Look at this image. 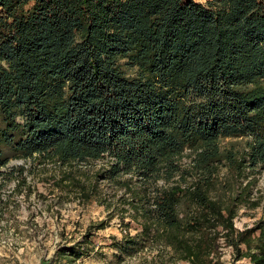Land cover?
I'll use <instances>...</instances> for the list:
<instances>
[{"label": "trees", "instance_id": "16d2710c", "mask_svg": "<svg viewBox=\"0 0 264 264\" xmlns=\"http://www.w3.org/2000/svg\"><path fill=\"white\" fill-rule=\"evenodd\" d=\"M34 157L80 201L123 188L141 229L122 247L150 242L154 264H225L226 247L264 264V204L236 226L262 198L243 178L264 168V0H0V175Z\"/></svg>", "mask_w": 264, "mask_h": 264}, {"label": "rangeland", "instance_id": "374dc122", "mask_svg": "<svg viewBox=\"0 0 264 264\" xmlns=\"http://www.w3.org/2000/svg\"><path fill=\"white\" fill-rule=\"evenodd\" d=\"M122 64L128 75H138L136 66L127 60H122ZM228 140L240 142L241 147L244 143L242 138ZM191 153L189 149L185 151L182 163L191 161ZM107 161L105 158L83 164V169L96 171L107 167ZM65 169L39 157L11 158L1 169L4 174L0 175V264H154L152 259L158 249L150 242H145L142 249L122 247L141 229L130 212L124 211L128 206L119 201L124 189L102 178L99 198L89 203L80 201L79 194L72 188L57 184ZM227 172V167H222L221 175ZM247 173L244 184L253 179V195L262 198L261 205L256 208L241 205L236 218V226L240 229L253 224L262 215L264 204V168L248 169ZM103 199L107 204L100 202ZM102 221H106V226L95 229ZM91 227L95 232L87 240L86 233ZM61 245L75 246L79 257L63 255L59 250ZM232 254L231 248H224L225 264H233ZM236 264L250 263L243 259Z\"/></svg>", "mask_w": 264, "mask_h": 264}]
</instances>
